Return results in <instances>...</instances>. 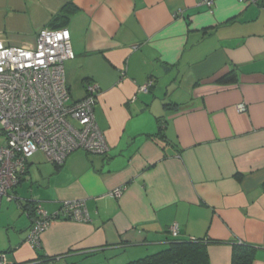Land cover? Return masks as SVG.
<instances>
[{
  "label": "crops",
  "instance_id": "1",
  "mask_svg": "<svg viewBox=\"0 0 264 264\" xmlns=\"http://www.w3.org/2000/svg\"><path fill=\"white\" fill-rule=\"evenodd\" d=\"M201 1L0 0V44L16 47L70 5L66 83L74 102L99 86L110 147L61 166L29 160L1 200L4 264H127L192 240L208 243L210 264H232L235 245L264 264V0ZM233 71L237 83L219 82ZM73 201L89 221L56 219L31 247L35 207L53 216Z\"/></svg>",
  "mask_w": 264,
  "mask_h": 264
},
{
  "label": "built area",
  "instance_id": "2",
  "mask_svg": "<svg viewBox=\"0 0 264 264\" xmlns=\"http://www.w3.org/2000/svg\"><path fill=\"white\" fill-rule=\"evenodd\" d=\"M216 0H202L200 5L212 9ZM256 4L258 0H240ZM76 57L68 29L43 28L33 47L0 44V205L3 197L16 188L27 173L29 160L38 152L57 166L65 163L75 151L106 155L110 151L105 133L96 122L94 109L100 88L94 83L85 86L86 96L72 101L66 83L65 64ZM155 81L149 80L141 89L147 92ZM238 110H246L241 104ZM125 188L115 189L112 198H121ZM87 222L85 204L65 203L49 216L41 205L35 207L28 243L41 245V237L52 221L60 218ZM171 236L179 237L177 226ZM0 264H4L0 255Z\"/></svg>",
  "mask_w": 264,
  "mask_h": 264
},
{
  "label": "trees",
  "instance_id": "3",
  "mask_svg": "<svg viewBox=\"0 0 264 264\" xmlns=\"http://www.w3.org/2000/svg\"><path fill=\"white\" fill-rule=\"evenodd\" d=\"M260 1V0H258ZM264 4V2H263ZM70 5H66L61 12L49 24V28L61 29L65 28L68 20ZM63 20L62 23H59ZM221 84L231 85L238 82L237 72L233 71L219 80ZM216 243V242H214ZM208 244L204 240H192L189 242H173L169 248L149 255L139 260L129 262L127 264H210L207 252ZM255 249L246 245L233 246L232 264H253ZM53 259H49L52 261ZM44 264V263H38Z\"/></svg>",
  "mask_w": 264,
  "mask_h": 264
},
{
  "label": "rangeland",
  "instance_id": "4",
  "mask_svg": "<svg viewBox=\"0 0 264 264\" xmlns=\"http://www.w3.org/2000/svg\"><path fill=\"white\" fill-rule=\"evenodd\" d=\"M4 140H5V137L2 136V134H1V132H0V144H2V143L4 142Z\"/></svg>",
  "mask_w": 264,
  "mask_h": 264
}]
</instances>
